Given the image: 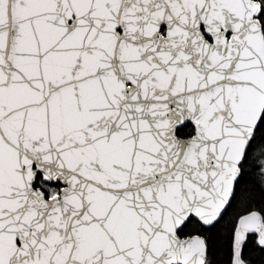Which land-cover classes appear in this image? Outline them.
<instances>
[{"label": "snow or ice", "instance_id": "1", "mask_svg": "<svg viewBox=\"0 0 264 264\" xmlns=\"http://www.w3.org/2000/svg\"><path fill=\"white\" fill-rule=\"evenodd\" d=\"M0 264H264V0H0Z\"/></svg>", "mask_w": 264, "mask_h": 264}]
</instances>
